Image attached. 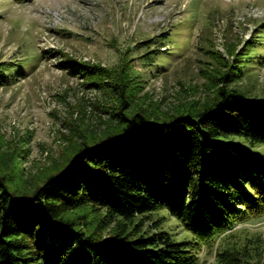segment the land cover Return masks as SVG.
<instances>
[{
    "label": "trees",
    "instance_id": "trees-1",
    "mask_svg": "<svg viewBox=\"0 0 264 264\" xmlns=\"http://www.w3.org/2000/svg\"><path fill=\"white\" fill-rule=\"evenodd\" d=\"M263 44L249 45L245 66L264 65ZM62 56V68L107 88L112 123L81 129L60 166L29 185L18 164L0 172V264H200L203 250L216 264H264V235L242 227L264 218V157L233 139L264 144V102L225 74L210 100L165 113L136 101L123 69ZM18 75L21 65L0 63V86ZM165 212L188 236L160 227Z\"/></svg>",
    "mask_w": 264,
    "mask_h": 264
},
{
    "label": "rangeland",
    "instance_id": "rangeland-1",
    "mask_svg": "<svg viewBox=\"0 0 264 264\" xmlns=\"http://www.w3.org/2000/svg\"><path fill=\"white\" fill-rule=\"evenodd\" d=\"M262 24L264 0H0V63L26 74L0 86V172L18 164L17 179L29 185L60 166L81 129L112 123L107 88L62 68V55L123 69L136 101L165 113L210 100L225 74L230 86L264 102V65L244 63L249 45L264 43L256 36ZM233 139L264 157L263 143ZM165 215L161 228L176 240L188 236ZM242 227L264 235V218ZM214 254L203 250L200 264H216Z\"/></svg>",
    "mask_w": 264,
    "mask_h": 264
},
{
    "label": "bare ground",
    "instance_id": "bare-ground-1",
    "mask_svg": "<svg viewBox=\"0 0 264 264\" xmlns=\"http://www.w3.org/2000/svg\"><path fill=\"white\" fill-rule=\"evenodd\" d=\"M51 12V11H50ZM56 14V13H55Z\"/></svg>",
    "mask_w": 264,
    "mask_h": 264
}]
</instances>
